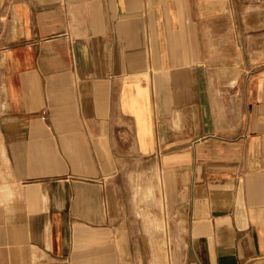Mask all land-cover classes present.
I'll return each instance as SVG.
<instances>
[{"label": "crops", "instance_id": "obj_1", "mask_svg": "<svg viewBox=\"0 0 264 264\" xmlns=\"http://www.w3.org/2000/svg\"><path fill=\"white\" fill-rule=\"evenodd\" d=\"M0 264H264V0H0Z\"/></svg>", "mask_w": 264, "mask_h": 264}, {"label": "rangeland", "instance_id": "obj_2", "mask_svg": "<svg viewBox=\"0 0 264 264\" xmlns=\"http://www.w3.org/2000/svg\"><path fill=\"white\" fill-rule=\"evenodd\" d=\"M134 178V180H136V184L134 187V190H133V193H134V197H135V200L139 199V196L143 193H146L147 191H145V188H144V182L146 180V175H145V172L144 171H139L136 176H133L132 179ZM151 192H152V189H151ZM153 192H155V189H153ZM140 203V202H139ZM172 208H173V205L172 203H169V208H168V212L166 210V222L168 223L169 222V225L172 226V222L173 220H175L176 218L173 216V213H172ZM173 234L170 233V245L173 246ZM169 252L172 253V251L169 250ZM170 253V255H171Z\"/></svg>", "mask_w": 264, "mask_h": 264}]
</instances>
